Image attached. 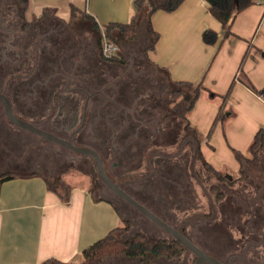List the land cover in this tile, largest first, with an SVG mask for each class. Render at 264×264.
<instances>
[{
  "label": "rangeland",
  "instance_id": "rangeland-1",
  "mask_svg": "<svg viewBox=\"0 0 264 264\" xmlns=\"http://www.w3.org/2000/svg\"><path fill=\"white\" fill-rule=\"evenodd\" d=\"M36 26L32 31L27 29L23 35L17 33L15 67L21 65L18 71L22 73L41 67L39 74L43 75V78L38 87L42 90L49 93L47 90H51V84L55 80L63 82V75L67 74L68 68L71 67L77 74H81L77 75V78L81 79L80 86L85 89L89 88V85H92L89 90L97 89L100 85L112 81L106 86V92L112 100H104L103 94L96 95L99 98L92 112L98 119L95 118L91 122L88 130L87 127L82 129L83 135L78 139L94 145L96 150L105 155L106 147L100 145L98 138L107 133L108 136L104 140L106 144H110V132H117L118 139L113 140V143L120 148L121 144L116 141H124L122 147L126 149L125 156L119 154L114 157L107 153L105 158L102 156L105 169L113 180L119 181L120 186L136 200L152 212L163 216L169 223L179 227L185 226L186 232L194 241L217 256H225L235 242L246 240L244 236L250 234L249 230L253 233L248 239L255 240L252 237L254 232L257 233L264 227V155L261 157L262 177L252 176L245 166L243 175L240 176L239 170L233 172L228 164L222 165L220 168L229 179L234 180L233 184L218 180L206 168L203 155L201 154V157L191 144V132L185 129L183 121L168 113L171 106L168 79H171H167L163 69L156 68L146 61L143 50L148 37L144 28L138 32L135 41L120 42L122 49L124 48L123 61L116 63L100 59L96 38L88 21L79 19L69 27L61 25L65 30L61 33V29H56L54 33L57 34V39H53V45L46 40L50 31L41 32L39 25ZM66 30L68 36L64 34ZM50 35L52 36L51 33ZM34 42L40 48L43 44L48 46L51 51L46 52L51 53L50 59L46 60L44 54L38 57V52L35 55ZM30 43L33 45L30 46ZM28 48H31L32 52L25 60V50ZM31 76L34 77L33 73ZM52 89L62 90L61 87L56 88V85L52 86ZM59 101L66 103L68 100H43L47 105L45 109L42 101L32 108L27 104L22 116L28 118L29 112H41L35 114V117L43 125L52 122H55L54 126L61 128L78 125L80 115L78 118L67 116L68 109L55 104ZM26 102L21 101V105ZM79 107L80 112L84 113L82 103H79ZM94 132L98 134L97 138H94ZM143 155L149 158L148 165L141 163ZM233 155L235 156L234 153ZM235 159L240 164L236 156ZM79 160L84 158L11 124L0 105V171L20 174L38 171L46 175L52 184H57V176L61 175L62 181L68 177L71 183H81L93 194L111 199L133 223L125 236L114 234L118 238L129 239L136 232L144 233L151 241L167 236L163 229L104 186L98 178L91 158H85L87 166L84 167L78 163ZM80 167H83V170ZM213 186L217 188L212 189ZM219 190L223 196L215 202L214 195ZM194 211L203 215L186 220L184 224L180 222L181 218L193 214ZM206 212L210 214L206 215ZM194 258L187 250L181 259L174 262L193 264Z\"/></svg>",
  "mask_w": 264,
  "mask_h": 264
},
{
  "label": "crops",
  "instance_id": "crops-1",
  "mask_svg": "<svg viewBox=\"0 0 264 264\" xmlns=\"http://www.w3.org/2000/svg\"><path fill=\"white\" fill-rule=\"evenodd\" d=\"M71 5L91 16L99 26L111 21L128 22L134 12L133 0H28L25 18L35 25L50 20L49 23L62 30L61 25L70 19ZM43 11L46 17L39 20ZM150 21L159 33L154 48L146 53L150 65L163 69L167 79L201 83L210 91L199 95L188 114L190 125L201 138L203 158L215 169L222 170L220 167L228 164L233 172L238 171L240 164L234 150L248 156L254 133L264 128V98L260 94L264 88V0H256L238 12L228 31L210 14L205 0H183L172 12H154ZM207 28L218 34L212 44L202 40ZM28 49L25 60L32 52ZM35 50V55L38 52L39 57L43 56L40 46ZM123 51L120 47L121 57ZM14 81V91L22 90L20 79ZM61 83L58 80L56 88ZM33 85L44 92V99L74 98L77 101L74 117L81 114L79 103L84 98L83 90L72 95L64 89H52L46 95L36 84L26 86L29 92ZM27 95L35 98L33 93ZM93 106L94 101L88 100L87 114L93 113ZM221 106L225 115L213 125ZM63 182L70 187L66 200L62 199L60 182L52 184L38 171L1 184L0 264H37L48 258L79 262L83 248L130 220L111 199L93 194L86 185L71 183L68 177ZM129 229L116 230L114 234L125 236ZM181 258L158 257L154 264H175ZM102 264L141 262L137 257L121 255L107 257Z\"/></svg>",
  "mask_w": 264,
  "mask_h": 264
},
{
  "label": "trees",
  "instance_id": "trees-1",
  "mask_svg": "<svg viewBox=\"0 0 264 264\" xmlns=\"http://www.w3.org/2000/svg\"><path fill=\"white\" fill-rule=\"evenodd\" d=\"M256 0H205L208 6V10L210 14L221 24V27L228 31L231 21L234 16L253 4ZM183 2V0H133V15L128 22H115L111 21L106 24H99L85 12L80 10L79 8L71 5V16L65 26L69 27L74 24L75 20L82 19L83 21H88L90 23L91 31L94 32L96 38L97 50L99 52V57L103 61L108 62H119L123 61V58L120 56V52L118 55L112 58H104L100 54L101 47V30L105 32V34L112 40H114L120 47L121 41L133 42L138 37V32L141 27L145 29V32L148 37L147 45L143 50L144 57L146 61L150 64L152 62L148 59L146 53L148 50L154 48L156 41L158 40L159 33L153 28L150 17L151 15L159 10L165 12H172L179 7V5ZM17 6V24H20V28L23 30H27L32 22L27 21L25 18V11L28 6V0H16ZM46 12L43 11L42 18L39 20H43L46 17ZM218 38V34L216 31L207 28L204 30L202 34V40L206 44L214 43ZM35 63V62H34ZM25 64L26 61H25ZM21 65L15 67V72L12 75H15V80L21 79L24 73L19 72L18 69ZM168 89L170 95V107L168 109V113L170 112L176 118L180 119L184 122L185 129H187L192 134V142L193 148L198 152V154L202 157L200 151L201 138L188 121V114L193 108L197 98L203 92H210L208 88L201 83H193L190 81H176L168 79ZM246 84L252 88L249 82L245 81ZM264 98V97H263ZM225 115L223 112L222 106L218 110L213 120V125L218 120H222ZM116 133V134H114ZM110 132V137L115 140L117 138V132ZM104 136H108L107 133ZM103 138V137H102ZM121 139V138H119ZM120 142V140L116 141ZM101 145V143H100ZM102 146V145H101ZM94 148V147H93ZM116 148V147H114ZM96 149V148H95ZM98 150V149H97ZM100 153V151L98 150ZM235 156L240 161L239 166V174L243 175L244 166L247 167L248 172L255 177H262L263 175V167L261 157L264 155V128H259L254 133L252 140L248 146V156L243 155L237 150H234ZM203 158V157H202ZM203 163L206 168L211 171L214 176L224 182H228L229 184H233L234 180L229 179L230 177L226 176L223 170L215 169L210 163H208L205 159H203ZM107 172V171H106ZM108 174V172H107ZM22 175L28 174H20L13 171H0V186L1 184L9 179L18 178ZM62 187L64 188V193L62 195V199L66 200L68 197V193L70 187L64 183L61 178H58ZM118 182L117 180H114ZM122 188V187H121ZM217 188L213 186L212 189ZM124 189V188H123ZM126 191V189H124ZM129 193L128 191H126ZM131 196L132 194L129 193ZM215 202L220 200L223 196L222 192L219 190L215 193ZM134 197V196H132ZM102 199V198H99ZM150 209V208H149ZM154 211V210H153ZM157 214L156 212H154ZM175 213V212H173ZM187 213V211H186ZM210 212H206V215H209ZM160 218L165 220L167 223V219L163 216L157 214ZM203 214H200L198 211H194L192 214L185 215L180 219V216L176 214V217L180 219L182 224L185 223L186 220L196 219L197 217H201ZM205 217V216H204ZM130 220H125L122 226L113 228L111 231L106 233L104 236L98 238L85 248L81 250V258L79 262L76 264H102L103 260L107 257H116L121 255L137 257L140 259L141 264H154L155 259L158 257H165L167 259L179 258L181 257L187 249L176 239L167 235L166 237H158L156 240L151 241L147 238V236L142 232H136L129 239H120L114 235V232L119 229H129L131 226ZM175 228H178L183 234H185L191 241H193L197 246H201L199 243L194 241L188 233L186 232L185 226L179 227L178 225L174 226L172 223H169ZM250 234L253 232L248 231ZM244 236L246 240L237 241L234 245L231 246L229 251L227 250L225 256H217L213 253L208 252L202 246L200 247L207 253L212 256L218 258L219 260L226 261L233 264H246V263H254V262H264V227L261 228L257 233L254 232L255 240L248 239L249 235ZM253 235V234H252ZM37 264H75L72 262H62L55 258L45 259Z\"/></svg>",
  "mask_w": 264,
  "mask_h": 264
},
{
  "label": "flooded vegetation",
  "instance_id": "flooded-vegetation-1",
  "mask_svg": "<svg viewBox=\"0 0 264 264\" xmlns=\"http://www.w3.org/2000/svg\"><path fill=\"white\" fill-rule=\"evenodd\" d=\"M16 12H17L16 0H0V92L4 93L9 98V100L11 101V104H12L13 111L17 116L33 123L36 126H39V127L43 128L45 130H48L50 132H53L56 135H59L61 137L67 138V139H71V141L75 144L94 147V145H92L90 143L82 142L81 140L78 139L79 136L83 135L82 129H85L87 127V130H88L90 128L91 122L95 118L98 119V117H96V114H94V113H91V114L88 113L87 114L86 111L84 113L82 112L81 114H79L80 115V117H79L80 121H79L78 125L72 124L71 126L68 125L64 128H61L60 126H54L55 122L46 123V125H43V123H40L38 121V119H36L35 114H39L41 112H39V113L29 112L30 116H28V118L22 116V114H24V113H22L23 109L26 110L25 108L27 107V104H28V107L32 108V107L38 106L40 104V101H42L44 109L47 105L45 104L46 102L45 103L43 102V100H46L42 96L44 94L43 91L38 90L36 87L34 88V85H33V86H31L33 89L32 92H29L27 90V87H26L28 84H30V85L36 84L37 86L41 84L42 78H43V75L39 74V72L42 70L41 67H38L37 69H30V70H28L27 73H24L20 79V82H21L20 88L23 87V89L22 90L18 89V92L14 91L15 90L14 86H15L16 82L14 81L15 75L14 74L12 75V73L15 72V56H16V48H17L16 36H17L18 32H19V35L20 34L23 35L24 32L26 31V30H23L22 28H20V24L19 25L17 24ZM49 22H50V20L41 21V24H37V25H39L38 28L40 29L41 32H46V31L49 32L50 31L52 36L50 35V33H48L46 40L48 43L50 42L49 43L50 45H53V39H55L57 37L56 36L57 34H55L54 32L57 31L56 29H58V30H60V29L58 27H56V24H52ZM35 26H36L35 24H32V26H30L28 29L31 30ZM63 30H65V29H62L61 33L64 32ZM64 34H66V36H68V31L66 30ZM43 45L44 46H41V51L39 50V52H43V54L46 56L45 59L48 60V58L50 59V57H51V53H47L46 50H48V46H45V44H43ZM62 56H63V54H62ZM72 65H74V64H72ZM31 66H33V65H31ZM31 73H33L34 77L31 76ZM77 75L80 76L81 74H77L75 72L74 68H72V67L68 68V73L63 75L64 81H63V83H61L59 85V87H61L62 90L64 89L66 91H69V93L72 95H75L78 92V89L83 90L84 98L81 101L82 111H83V108L87 107L88 100L93 99L94 104H96L95 102L99 98V97H96V95L100 96L103 94L104 96L103 95L102 96L104 97V100H106V99L112 100V98L106 92V86L109 85L110 82L112 83V81H109L103 85H100V88L89 90V88L92 87V85H89L90 87L87 89L83 88L82 86H80L82 81H81V79L77 78ZM34 78H35V80H33ZM56 84H58V80H55L51 84V87H50L51 90H52V86H54ZM25 88H26V90H25ZM28 93H33L35 98L28 96L27 95ZM45 94H50V93H45ZM14 95L16 96V98H13ZM54 99H56V98H48L47 100H54ZM38 100H40V101H38ZM58 100H68V101H66V103L64 101L63 102L59 101V102H56L55 104H57V106H60V107L65 106L68 109L67 110L68 111L67 116L74 117V112H76V110H77L75 108V105H77V101L72 97H70L68 99H58ZM21 101H27V102L24 103L23 105H21ZM0 105L2 106L1 103H0ZM2 109H3V106H2ZM126 109L129 110L128 108H126ZM85 119L89 121L88 123H86L87 125L85 124L86 126L84 125ZM97 122H98V120L96 121V123ZM93 136H94V138H97L98 134H96L94 132ZM104 138H106V137L104 136L103 138H98V139H99L101 145L103 147H106L105 151L108 155H112L114 157H117L120 154V155L125 156L126 149H124V147H122L124 145L123 144L124 141L120 140V142H118V143L121 144V147L117 148L115 146L116 144L113 143L112 138L110 140V144H106ZM45 141L51 142V141H47V140H45ZM114 147H116V148H114ZM106 153H104V154L106 155ZM100 155L105 158V155H103L101 153V151H100ZM79 156L84 158V160H82V161L79 160L78 163L81 164L83 167L87 166L85 158H87L89 156L81 155V154H79ZM89 158H91V157H89ZM147 162L148 163L150 162L149 158L147 156L143 155L141 158V163L142 164L144 163V165H145ZM148 163H147V165H148ZM147 165H146V168H147ZM82 168L80 167L81 170H83ZM141 172L142 173L144 172V168ZM97 187L99 188V186H97Z\"/></svg>",
  "mask_w": 264,
  "mask_h": 264
},
{
  "label": "water",
  "instance_id": "water-1",
  "mask_svg": "<svg viewBox=\"0 0 264 264\" xmlns=\"http://www.w3.org/2000/svg\"><path fill=\"white\" fill-rule=\"evenodd\" d=\"M260 94L264 97V88L260 91ZM0 103L3 106V111L7 120L11 124L19 128L25 129L29 132H32L40 136L44 140L54 142L62 147L70 149L71 151L77 154L91 157L93 164L96 168L98 178L105 185V187L108 188L118 197L122 198L128 204L133 206L143 215H145L149 220H151L153 223H155L157 226L163 229L167 233V235L178 240L189 252H191L194 255L195 258L193 264H233L219 260L218 258L212 256L211 254L201 249L193 241H191L185 234H183L178 228H175L169 223H167L157 214L152 212L149 208H147L138 200H136L134 197H132L123 188H121V186L107 174L103 158L96 149L86 145L75 144L71 141V139H67L59 135H56L53 132H50L39 126H36L33 123L17 116L13 111L11 101L2 92H0ZM246 264H264V262H254V263H246Z\"/></svg>",
  "mask_w": 264,
  "mask_h": 264
},
{
  "label": "built area",
  "instance_id": "built-area-1",
  "mask_svg": "<svg viewBox=\"0 0 264 264\" xmlns=\"http://www.w3.org/2000/svg\"><path fill=\"white\" fill-rule=\"evenodd\" d=\"M120 46L112 39H110L104 31L101 30V47L100 54L104 58H112L118 55Z\"/></svg>",
  "mask_w": 264,
  "mask_h": 264
}]
</instances>
